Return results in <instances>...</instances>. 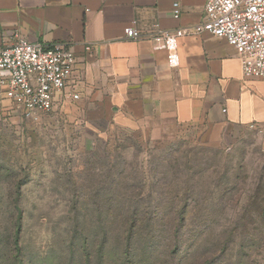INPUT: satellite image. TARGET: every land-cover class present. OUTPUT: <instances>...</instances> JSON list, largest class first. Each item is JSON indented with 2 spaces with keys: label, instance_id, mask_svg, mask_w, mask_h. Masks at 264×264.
<instances>
[{
  "label": "rangeland",
  "instance_id": "374dc122",
  "mask_svg": "<svg viewBox=\"0 0 264 264\" xmlns=\"http://www.w3.org/2000/svg\"><path fill=\"white\" fill-rule=\"evenodd\" d=\"M72 114L0 104V264H264L263 127Z\"/></svg>",
  "mask_w": 264,
  "mask_h": 264
},
{
  "label": "crops",
  "instance_id": "0c3cea01",
  "mask_svg": "<svg viewBox=\"0 0 264 264\" xmlns=\"http://www.w3.org/2000/svg\"><path fill=\"white\" fill-rule=\"evenodd\" d=\"M175 1L179 15L172 11ZM206 1L0 0V45L18 30L30 42L71 47L79 97H67L61 107L76 117L106 119L137 133L219 120L264 128V82L243 74L238 53L224 39L207 32L180 37L179 64L170 67L166 52L150 40L124 37L133 20L141 28L152 21L164 29L193 26L202 21Z\"/></svg>",
  "mask_w": 264,
  "mask_h": 264
},
{
  "label": "built area",
  "instance_id": "2783aa9c",
  "mask_svg": "<svg viewBox=\"0 0 264 264\" xmlns=\"http://www.w3.org/2000/svg\"><path fill=\"white\" fill-rule=\"evenodd\" d=\"M175 15L180 4H172ZM207 32L224 39L239 55L242 72L264 82V0H207L203 19L193 26L164 29L157 21L141 28L137 20L124 27L126 39L150 40L154 50L166 52L170 67L179 64L178 39ZM12 41L0 45V87L13 112L37 119L63 105L70 97L78 99L72 75L76 54L64 43L30 42L18 30ZM90 52L92 46H85ZM250 128L262 126L250 123Z\"/></svg>",
  "mask_w": 264,
  "mask_h": 264
},
{
  "label": "trees",
  "instance_id": "16d2710c",
  "mask_svg": "<svg viewBox=\"0 0 264 264\" xmlns=\"http://www.w3.org/2000/svg\"><path fill=\"white\" fill-rule=\"evenodd\" d=\"M16 233H18V231ZM19 264H21V263H19Z\"/></svg>",
  "mask_w": 264,
  "mask_h": 264
}]
</instances>
